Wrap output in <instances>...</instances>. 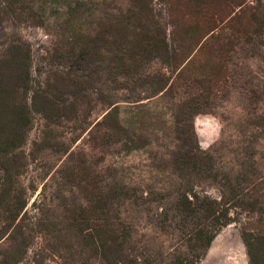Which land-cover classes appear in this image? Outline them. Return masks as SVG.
Wrapping results in <instances>:
<instances>
[{
    "label": "rangeland",
    "instance_id": "1",
    "mask_svg": "<svg viewBox=\"0 0 264 264\" xmlns=\"http://www.w3.org/2000/svg\"><path fill=\"white\" fill-rule=\"evenodd\" d=\"M146 2L0 0V264H249L264 0ZM203 199L228 222L200 249Z\"/></svg>",
    "mask_w": 264,
    "mask_h": 264
},
{
    "label": "trees",
    "instance_id": "2",
    "mask_svg": "<svg viewBox=\"0 0 264 264\" xmlns=\"http://www.w3.org/2000/svg\"><path fill=\"white\" fill-rule=\"evenodd\" d=\"M137 1H138L139 5L135 7L136 12L138 14H143V15L146 14L148 11L146 0H137ZM199 1L200 0H189V3L192 5V8H193L194 6H197L199 4ZM125 20H127V19H125ZM125 20H123V21H125ZM125 23H126V21H125ZM122 24H120V25L122 26V28H124L125 24L124 23H122ZM258 25L260 28L263 24L259 23V24H257V27H258ZM151 33L152 34L149 35L147 37V39H148V41L150 40V42L152 43V50L155 53H158L159 56H161L163 58H167L168 57L167 45L163 39L161 29L159 27H155ZM22 60H23V58H22ZM18 64L21 65V62ZM18 64L17 63L15 64V70L18 73H20V77L23 78L24 72H25V69H23V66H25V63L23 61L22 67H19ZM0 76H1V74H0ZM1 90L2 89L0 88V94L3 93ZM43 106H44V104H43ZM182 201H183V204H181V205H183V206L186 205L190 211L194 210L192 208L193 204L187 199V197L184 196L182 198ZM197 208L202 212V215H201V217H199V219H197L200 221H198V223H196V227L191 229L188 232L189 234L191 233V235H189L188 238L191 237V239H195L196 241H199L200 242V245H199L200 249H204L205 247L208 246V244L212 240L213 234L215 233V231L218 230L221 226L227 224L228 217L224 213L223 210L217 209V207L214 206L213 202L206 200V199L201 200V204L197 205ZM204 222H206V223H204ZM242 241H243V244L247 250L249 264H264V237H261L259 235H254L251 233H243L242 234ZM254 248H256V250H254ZM195 250H197V249H195ZM259 252H262V253H259ZM200 256H201V254L194 253V255H193L194 261L199 259ZM182 260H183L182 258H177L176 264H189L187 261H185V260L182 261Z\"/></svg>",
    "mask_w": 264,
    "mask_h": 264
}]
</instances>
